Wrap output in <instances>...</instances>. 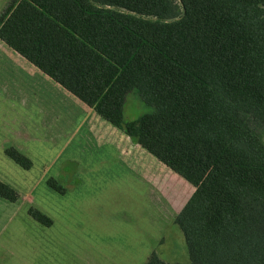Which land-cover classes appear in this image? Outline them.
<instances>
[{
    "label": "trees",
    "instance_id": "trees-1",
    "mask_svg": "<svg viewBox=\"0 0 264 264\" xmlns=\"http://www.w3.org/2000/svg\"><path fill=\"white\" fill-rule=\"evenodd\" d=\"M0 41L191 185L189 264H264V0H7ZM131 92L152 111L125 121Z\"/></svg>",
    "mask_w": 264,
    "mask_h": 264
},
{
    "label": "rangeland",
    "instance_id": "rangeland-1",
    "mask_svg": "<svg viewBox=\"0 0 264 264\" xmlns=\"http://www.w3.org/2000/svg\"><path fill=\"white\" fill-rule=\"evenodd\" d=\"M151 111L126 96L125 121ZM10 147L30 169L4 155ZM0 183L19 196L0 198V264H145L152 251L189 264L174 218L191 185L1 41ZM31 207L51 226L31 218Z\"/></svg>",
    "mask_w": 264,
    "mask_h": 264
}]
</instances>
